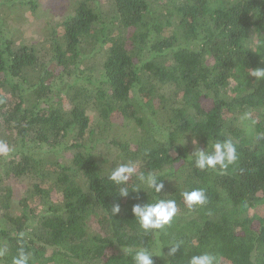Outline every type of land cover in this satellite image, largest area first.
<instances>
[{"label": "trees", "instance_id": "1", "mask_svg": "<svg viewBox=\"0 0 264 264\" xmlns=\"http://www.w3.org/2000/svg\"><path fill=\"white\" fill-rule=\"evenodd\" d=\"M39 7L0 0V264L21 248L29 264H135L142 248L154 264H264V79L250 76L264 0H76L45 40L16 37ZM226 139L235 164L195 167L196 149ZM120 164L136 169L126 185L108 179ZM193 189L207 201L190 210ZM160 198L177 214L145 232L132 206Z\"/></svg>", "mask_w": 264, "mask_h": 264}, {"label": "clouds", "instance_id": "2", "mask_svg": "<svg viewBox=\"0 0 264 264\" xmlns=\"http://www.w3.org/2000/svg\"><path fill=\"white\" fill-rule=\"evenodd\" d=\"M250 76L255 77L257 81L264 79V68L252 69ZM193 143L197 142L193 141ZM10 152L9 144L5 141H0V156L7 157ZM192 155L194 156L195 167L197 169L201 171L219 170L222 173L226 172L229 166L235 164L238 159L236 146L231 140L227 139L223 142L215 143L211 152L198 148ZM135 171V167L131 164H120L111 171L108 179L115 185H126ZM139 179L156 193H161L164 189V183L158 182L157 177L151 173L146 177L141 175ZM129 193L126 187H121L119 196L127 197ZM182 197L184 204L190 210L205 204L207 201V196L203 189L184 191L182 192ZM111 211L113 215L119 214L121 212L120 204H114ZM131 211L141 229L145 232H151L163 229L166 225L170 224L177 214L178 208L175 200L160 198L155 203L133 204ZM179 249L180 244L174 243L169 247L168 255L175 256ZM123 251L131 252V249H123ZM153 257L154 255L147 248H142L135 252L133 260L135 264H154ZM12 264H29V255L23 248L13 258ZM188 264H217V257L210 253L193 255L188 260Z\"/></svg>", "mask_w": 264, "mask_h": 264}, {"label": "rangeland", "instance_id": "3", "mask_svg": "<svg viewBox=\"0 0 264 264\" xmlns=\"http://www.w3.org/2000/svg\"><path fill=\"white\" fill-rule=\"evenodd\" d=\"M76 0H40V7L37 13L30 10L23 11V22L15 24L21 29L16 37L24 36L26 40L39 41L48 37L49 29L60 21L75 6ZM121 121L116 120L113 124V131L120 133ZM15 186V198L19 199L22 188L18 183Z\"/></svg>", "mask_w": 264, "mask_h": 264}]
</instances>
